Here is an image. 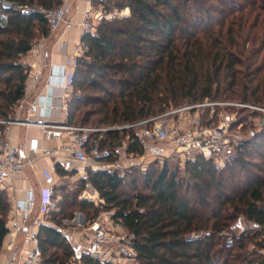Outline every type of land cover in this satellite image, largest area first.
<instances>
[{
	"label": "trees",
	"instance_id": "trees-1",
	"mask_svg": "<svg viewBox=\"0 0 264 264\" xmlns=\"http://www.w3.org/2000/svg\"><path fill=\"white\" fill-rule=\"evenodd\" d=\"M11 1L34 10L6 9L8 22L0 26V120L8 118L25 94L28 69L21 59L34 41L48 36L45 11L62 3ZM92 2L129 14L101 20L95 34L82 36L87 50L74 69L68 123L119 126L204 99L264 104V0ZM4 128L0 124V133ZM126 136L127 153H142L132 131H113L100 142L112 152L105 160L114 158ZM86 172L87 179L80 181H87L106 204L97 207L63 193L57 210L38 229L44 264H77L73 242L58 229L75 207L91 221L100 211L114 209L115 217L136 235L135 264H263L264 255L249 250L253 243L264 248L261 137L242 143L235 159L222 169L197 157L183 169L176 161H166L123 176ZM9 199L0 187V252L8 233ZM241 221L249 226L241 228ZM223 231H231L234 243L229 248ZM79 261L112 264L85 253Z\"/></svg>",
	"mask_w": 264,
	"mask_h": 264
},
{
	"label": "built area",
	"instance_id": "built-area-1",
	"mask_svg": "<svg viewBox=\"0 0 264 264\" xmlns=\"http://www.w3.org/2000/svg\"><path fill=\"white\" fill-rule=\"evenodd\" d=\"M6 9L22 13H30L34 10L26 4L0 0L1 27L6 26L8 22ZM125 10L107 11L102 4L95 10L86 9L78 24L82 36L95 34L101 20L125 16ZM71 12L72 8L68 3H61L45 11L50 34L32 45L29 51L32 55L43 53L46 39L56 30L72 27ZM86 50V44L80 40L74 54L64 64L57 68L51 67L45 86L46 92L38 94L33 99L27 98L25 93L8 118L0 120V124L5 126L0 133L1 188L5 189V184L15 176L23 174L26 167L31 166L34 161V158L21 157L20 148L10 143L9 127L13 125L35 126L50 132L57 144L52 149L43 150L42 156L52 157L54 163L59 161L74 165L79 180L87 179V169L123 176L127 169L139 167L140 170H146L150 163L161 167L166 161H176L179 168L183 169L186 162L193 161L197 157L209 160L216 168L222 169L235 159L237 148L242 143L257 137H261L264 141V104L241 101L204 99L199 102L169 106L154 116L119 126L96 127L68 123L67 103L72 93L74 69L77 58ZM21 62L28 69L27 77L33 84L32 88H35L42 76L41 66L34 62ZM219 107L224 108L217 114V121H214ZM241 110L250 113L243 114L239 112ZM247 124L248 129L244 130ZM122 130L132 131L134 139L142 148V153H127L125 148L129 138L126 136V141L122 143L123 147H117L112 154L114 158L110 161L105 160L106 154L112 152L108 147L103 149L100 147L101 140L108 132ZM134 156L139 157L141 161L138 162ZM146 156L153 158V161L147 162L144 158ZM40 173L44 184L40 188L37 202L30 187L26 189L24 205L19 203L12 205L9 199L10 213H14L15 216H9L6 222L8 233L3 242L8 253L3 264H44L38 244V229L46 224L43 217L53 210L59 179L52 167H42ZM88 184L85 181V185ZM88 190L83 189L82 198L92 201L97 207L106 204L96 191L93 190L92 193L95 195L92 196ZM35 206L39 208V216L31 217ZM78 219L76 218L75 221L78 222ZM80 222L82 223L81 239H73V259H76L77 264H82L79 261L80 253H85L101 263H135L136 235L128 231L120 218L115 217L114 209L100 211L89 222H85L84 217L81 216ZM58 229L67 236L68 230L63 227ZM240 231V228L235 230L237 234ZM20 233H23V243L18 250L16 238ZM223 234L226 235L225 246L231 247L234 243L231 231H223ZM249 250L264 255V248L259 249L254 243L249 245Z\"/></svg>",
	"mask_w": 264,
	"mask_h": 264
},
{
	"label": "crops",
	"instance_id": "crops-1",
	"mask_svg": "<svg viewBox=\"0 0 264 264\" xmlns=\"http://www.w3.org/2000/svg\"><path fill=\"white\" fill-rule=\"evenodd\" d=\"M61 1L62 3H68L71 5V20L73 22L72 27L70 29H58L54 34L50 35V37L45 41L43 53L40 52L38 55H32L30 52H28L21 59L23 62H34L36 65L41 66L42 68V76L37 82L35 88H32L33 84L30 78L27 77L25 95L29 99H33L38 94H43L46 92L45 86L49 79V71L51 67L57 68L64 64L68 58L74 54L75 48L82 38L81 28L78 24L83 18L84 11L90 8L95 10L100 5L93 4L92 0ZM9 141L12 145L18 146L20 148L21 157L34 158L32 165L26 167L23 174L15 176L11 181L8 182V184H5L4 188L9 195L12 205L13 203L24 205L26 189L29 187L33 190L37 202L40 188L44 184L43 177L40 173V169L42 167L53 168L57 178L59 179L57 182L58 187H70V181L68 179L73 176H78L76 167L74 165L68 163L63 164L59 161L54 163L52 157L42 156L43 150L52 149L57 144L55 138L50 132L44 131L43 129L35 126L13 125L9 127ZM56 164H59V168L57 167V169L62 172L61 175L57 174L56 172ZM83 186H85V182L83 183ZM86 188L92 189V186L88 184L86 185ZM38 212L39 208L38 206H35L31 217L39 216ZM9 216L13 217L15 214L11 212ZM73 239L70 240L74 242ZM22 243L23 233H20L16 238V246H18V250L22 246ZM7 253L8 252L7 248H5V242H3L0 252V264H3Z\"/></svg>",
	"mask_w": 264,
	"mask_h": 264
},
{
	"label": "rangeland",
	"instance_id": "rangeland-1",
	"mask_svg": "<svg viewBox=\"0 0 264 264\" xmlns=\"http://www.w3.org/2000/svg\"><path fill=\"white\" fill-rule=\"evenodd\" d=\"M126 15H128L129 14V12L128 11H126L125 10V12H124ZM36 41H38V40H36ZM36 41H34V43L36 42ZM33 43V44H34ZM230 101H237V100H230ZM223 108L224 107H219V108H217V111H216V114H215V116H214V121H217V119H218V113L221 111V110H223ZM236 110V109H235ZM235 110H230V111H235ZM229 111V112H230ZM240 113H242L243 112V114H249L250 113V111H239ZM77 122V121H76ZM217 123V122H216ZM248 129V124L245 126V128H244V130H247ZM121 145H119L120 147H123L122 145V143H124L125 141H126V137H123V138H121ZM124 155V154H123ZM253 156H256L255 157V161L256 162H258V159L260 158V156L258 155H253ZM252 156V157H253ZM135 157V159H138L137 161L139 162V161H141L140 159H139V157H137V156H134ZM122 158H123V156H122ZM145 158V160L147 161V162H151V161H153V158H151V157H148V156H146V157H144ZM150 158V159H149ZM126 161V160H125ZM126 163V162H125ZM262 163V162H261ZM127 164V163H126ZM152 165H154L153 163H150V165L148 166V168L150 167V166H152ZM134 169H138V170H140L139 169V167H135V168H132V169H127V170H125V172H124V174L125 173H127L128 171H130V170H134ZM123 174V175H124ZM261 175H262V173H260ZM242 175V174H241ZM244 175V174H243ZM242 175V176H243ZM69 181H70V187H64V189L61 191V193H59V192H57V194H56V197H55V199H54V207H53V210H57V207H56V204L60 201V200H62V197H63V193H69V195L68 196H70L69 198H72V197H74V196H76V200L77 201H79L80 199H85L84 197L83 198H81V196H82V192H83V189L85 190H88L87 188H86V185L85 186H83V183L79 180V178L78 177H76V176H73V177H70L69 179H68ZM67 181V180H66ZM65 182V181H64ZM141 189V188H140ZM93 188L91 189L90 188V191L88 190V192H89V194L90 195H92V196H94L95 194L94 193H92L93 192ZM98 196H99V194H98ZM87 200V199H86ZM52 210V211H53ZM81 216H83L84 217V219H85V222H89V221H91V220H87L86 219V217H85V215H84V213L82 212V211H80V209L79 208H77V207H75V208H73V213H72V217L70 218V219H65V220H63L62 222H61V227H63V228H65L66 230H68L67 232H66V235H67V237L69 238V239H77V240H79V239H81V225H82V223L80 222V217ZM47 218H49L48 217V215H46V216H44L43 217V220L47 223L48 222V219ZM78 219V222L77 221H75V219ZM241 226L242 227H247V226H249L248 225V222H245V221H241ZM73 242V241H72ZM135 264V263H134Z\"/></svg>",
	"mask_w": 264,
	"mask_h": 264
}]
</instances>
